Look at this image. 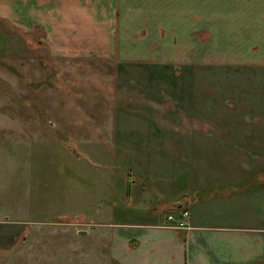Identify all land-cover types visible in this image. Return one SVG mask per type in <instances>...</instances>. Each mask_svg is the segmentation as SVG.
Returning a JSON list of instances; mask_svg holds the SVG:
<instances>
[{
	"label": "rangeland",
	"instance_id": "rangeland-1",
	"mask_svg": "<svg viewBox=\"0 0 264 264\" xmlns=\"http://www.w3.org/2000/svg\"><path fill=\"white\" fill-rule=\"evenodd\" d=\"M228 2L231 14L260 5L258 0ZM91 3L94 0H86V7ZM134 3L138 8L133 46H116L109 51L89 43L73 47L70 39L63 48L53 47L49 26L58 6L56 0H5L6 6L0 4V264H118L111 253L109 232L89 229L94 226L91 220L107 217L112 198L115 217L125 218L124 212L130 210L122 205L127 191L121 175L110 192V172H102L107 168L102 164L112 160L108 136L114 135L111 131L117 123V141L122 137L130 142L141 141L149 134L139 132L135 126L139 121L160 124L165 120L170 124L180 117L184 119L186 114L181 111L180 115L174 105L178 85L175 76L180 72V66L172 62L174 0ZM260 3L264 13V0ZM88 17L92 21L89 20L87 38H91L89 28L98 32L95 25L100 21L95 13ZM155 27L158 30H153ZM70 34L71 38L74 33ZM126 51L146 60L132 62ZM149 56L157 61L150 62ZM128 68H135L137 74ZM117 70L124 74V80L116 78ZM189 71L194 75L191 82L198 94L206 85L220 91L233 89L230 113L238 110L242 113L238 118L247 115L256 119L254 105L244 99L249 96L244 93H250L248 80L236 75L244 72L227 70L226 80H216L218 70L206 74L200 69L189 70L188 66ZM232 117L237 118L231 114ZM261 123H252L247 132L255 141L261 138V142L253 143L251 137L246 138L249 165V151L264 152ZM158 130V135L173 134L163 128ZM237 130L231 122L229 126L219 125L215 133L237 134ZM116 145L117 153L124 155V144ZM227 160L228 167H220L224 176H232L230 168L234 163ZM249 165L246 168L252 169L251 174L253 170L258 176L264 172V167L258 170ZM99 184L107 190V197L100 193ZM172 211V207L158 208L155 219L159 213Z\"/></svg>",
	"mask_w": 264,
	"mask_h": 264
},
{
	"label": "crops",
	"instance_id": "crops-1",
	"mask_svg": "<svg viewBox=\"0 0 264 264\" xmlns=\"http://www.w3.org/2000/svg\"><path fill=\"white\" fill-rule=\"evenodd\" d=\"M56 1L58 6L49 26L53 47L63 48L69 39L73 47L89 43L107 51L116 46H133L138 8L134 6L135 0H94L89 7L86 0ZM258 3L251 10L239 9L231 14L228 0H174L172 62L180 66L175 76L178 85L184 80L176 86L174 105L180 115L181 111L186 112L185 117L170 124L165 120L160 124L139 121L135 126L141 134L149 136L133 142L124 137L116 140L117 123L112 120L115 127L112 131L109 127V132L114 135L108 136L112 160L101 163L107 167L102 172H110V192L115 190V182L121 175L127 191L122 205L131 211L124 212L125 218L115 217L112 198L107 217L91 220L95 227L89 229L109 232L111 253L118 264H264V172L260 173L262 176L255 170L251 174L245 155L246 138L251 137L249 126L258 121L264 126V13L260 0ZM0 4L6 6L5 0H0ZM94 13L99 16L100 24L95 25L99 30L90 27L91 38H87L89 20L92 21L88 15ZM70 33H74L71 38ZM126 53L132 62L146 60ZM148 59L157 61L152 56ZM166 61L169 60L161 62ZM188 66L189 70L200 69L206 74L218 70L216 80H226L227 70L244 72L236 75L248 80L250 93L245 92L249 96L244 99L254 105L256 119L247 115L238 118L242 114L238 110L230 113L228 105L233 89L220 91L221 88L215 90L206 85L198 94ZM128 69L137 74L135 68ZM116 73L117 79L124 80L121 71ZM255 85L261 86L252 90ZM245 100L241 101L247 103ZM231 114L237 118L231 119ZM231 122L239 133H215L219 125L229 126ZM203 126L212 130H204ZM158 128L173 134L158 135ZM251 142H261V138L255 141L251 137ZM116 144H124L127 152L119 146L124 155L117 153ZM249 154L252 155L249 167L261 170L264 152L253 150ZM227 158L234 163L230 168L232 176H224L220 167L222 164L228 167ZM118 169L121 170L117 172ZM97 188L107 195L103 185ZM165 207H172L175 214L186 208V226L157 225L156 211Z\"/></svg>",
	"mask_w": 264,
	"mask_h": 264
},
{
	"label": "built area",
	"instance_id": "built-area-1",
	"mask_svg": "<svg viewBox=\"0 0 264 264\" xmlns=\"http://www.w3.org/2000/svg\"><path fill=\"white\" fill-rule=\"evenodd\" d=\"M188 211L186 208H182L177 214L170 212L168 214L159 213L156 216L157 225L172 227V228H184L185 219H187ZM165 223V224H164Z\"/></svg>",
	"mask_w": 264,
	"mask_h": 264
},
{
	"label": "water",
	"instance_id": "water-1",
	"mask_svg": "<svg viewBox=\"0 0 264 264\" xmlns=\"http://www.w3.org/2000/svg\"><path fill=\"white\" fill-rule=\"evenodd\" d=\"M78 233H79V234H84V233H85V231H79Z\"/></svg>",
	"mask_w": 264,
	"mask_h": 264
}]
</instances>
